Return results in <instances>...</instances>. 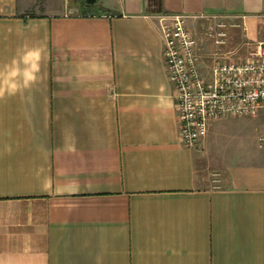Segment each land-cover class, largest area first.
Wrapping results in <instances>:
<instances>
[{
  "label": "crops",
  "instance_id": "1",
  "mask_svg": "<svg viewBox=\"0 0 264 264\" xmlns=\"http://www.w3.org/2000/svg\"><path fill=\"white\" fill-rule=\"evenodd\" d=\"M171 14L206 81L264 42V0H0V264H264V112L180 143Z\"/></svg>",
  "mask_w": 264,
  "mask_h": 264
},
{
  "label": "built area",
  "instance_id": "2",
  "mask_svg": "<svg viewBox=\"0 0 264 264\" xmlns=\"http://www.w3.org/2000/svg\"><path fill=\"white\" fill-rule=\"evenodd\" d=\"M186 19L183 14L160 15L158 28L164 69L173 87L179 140L192 147L206 135L212 120L264 112V42L248 43L243 59L217 60L212 79L206 81L198 72L196 40ZM215 35L216 44L224 43L223 30ZM263 142L264 136L259 137L260 146Z\"/></svg>",
  "mask_w": 264,
  "mask_h": 264
},
{
  "label": "clouds",
  "instance_id": "3",
  "mask_svg": "<svg viewBox=\"0 0 264 264\" xmlns=\"http://www.w3.org/2000/svg\"><path fill=\"white\" fill-rule=\"evenodd\" d=\"M31 57L34 58V62L31 65V68L29 71H26L24 74V80L22 87L27 88L30 86L31 83L35 82L36 79V73L39 71V60H40V51L33 50L29 53ZM11 75H16L15 72L11 73ZM19 90V86L16 84H13L10 86L9 94H15L16 91ZM5 88L0 87V98H2L5 95Z\"/></svg>",
  "mask_w": 264,
  "mask_h": 264
},
{
  "label": "rangeland",
  "instance_id": "4",
  "mask_svg": "<svg viewBox=\"0 0 264 264\" xmlns=\"http://www.w3.org/2000/svg\"><path fill=\"white\" fill-rule=\"evenodd\" d=\"M259 146H260V145H259ZM220 149H221V148H220ZM220 149H219V150H220ZM220 151H221V150H220ZM227 151H228V152H230V150H229V149H228ZM227 151H226V150H224V151H223V153H228Z\"/></svg>",
  "mask_w": 264,
  "mask_h": 264
},
{
  "label": "water",
  "instance_id": "5",
  "mask_svg": "<svg viewBox=\"0 0 264 264\" xmlns=\"http://www.w3.org/2000/svg\"><path fill=\"white\" fill-rule=\"evenodd\" d=\"M94 0H87V2H89V3H91V2H93Z\"/></svg>",
  "mask_w": 264,
  "mask_h": 264
}]
</instances>
